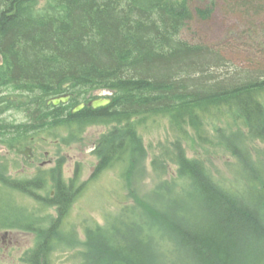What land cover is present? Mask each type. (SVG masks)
<instances>
[{"label": "trees", "instance_id": "16d2710c", "mask_svg": "<svg viewBox=\"0 0 264 264\" xmlns=\"http://www.w3.org/2000/svg\"><path fill=\"white\" fill-rule=\"evenodd\" d=\"M234 1L243 14L261 8ZM190 19L185 0H45L43 6L0 0V80L30 99L56 94L65 84L111 88L114 125L96 148L97 171L139 155L140 119L155 114L178 131L192 126L203 138L200 116L225 109L264 139V71L233 67L218 48L181 38ZM171 145L164 156L181 182L171 191L174 215L163 226L173 245L168 264H264V191L252 184L253 191L238 196L214 181L199 159L187 157L179 141ZM67 191L48 195L43 205L58 204L63 215L75 194ZM54 229L55 222L39 242L38 257L48 253ZM136 230L123 214L113 227L88 230L81 264H150L145 235Z\"/></svg>", "mask_w": 264, "mask_h": 264}, {"label": "rangeland", "instance_id": "374dc122", "mask_svg": "<svg viewBox=\"0 0 264 264\" xmlns=\"http://www.w3.org/2000/svg\"><path fill=\"white\" fill-rule=\"evenodd\" d=\"M175 1L181 0H172ZM233 1L185 0L192 19L180 36L191 43L218 48L233 67L264 71V0H249L261 8L247 14L234 8ZM37 3L43 6L45 0ZM207 9L210 12L202 17L199 12ZM21 91L9 80H0L1 94ZM9 117V123L13 122L14 117ZM16 117L23 119V116ZM43 122L40 117L38 124ZM199 122L203 138L189 125L183 132L178 131L165 115L140 119L137 133L142 152L132 156L128 164H113L102 171H97V151L88 146L106 135L114 123L86 127L76 137L65 135L55 127L51 138L56 142L46 148L67 164L64 170L69 172L70 188L76 192L63 215L54 206H45L41 201L37 204L27 195L12 191L3 194L1 199L6 205L3 207L8 210L4 212L7 215L4 227L11 231L12 243L7 245L2 264H26L21 256L36 242L39 244L53 222L55 229L50 235L47 262L81 264L89 250L88 230L113 227L114 219L122 214L133 222L138 234L145 235L144 246L151 256L150 264H168L170 254L166 255V251H171L173 245L163 226L174 215L171 191H178L181 182L177 166L164 156L173 142L179 141L187 157L199 159L214 181L236 195L253 191L252 184L264 191V139L251 133L240 116L225 109H209L200 116ZM122 207L129 209L125 211ZM147 208L151 211L146 212Z\"/></svg>", "mask_w": 264, "mask_h": 264}, {"label": "flooded vegetation", "instance_id": "af4514ba", "mask_svg": "<svg viewBox=\"0 0 264 264\" xmlns=\"http://www.w3.org/2000/svg\"><path fill=\"white\" fill-rule=\"evenodd\" d=\"M63 87L64 89L56 94L34 99H30L27 92L21 88L20 94L5 96L0 93V212L3 211L0 215L1 264L4 255H7V245L12 243L11 231L4 227L7 222L4 212L7 209L3 207V194L8 191L17 192L29 196L38 204L40 196H54L61 191L67 193L71 188L74 190L72 186L70 188L72 184L71 180H68L69 172L64 170L67 164L60 159L61 156H52L53 151L46 148L56 142L51 138L54 128L57 127L58 131H63L65 135L76 137L80 136V131H84L86 127L111 123L110 113L114 115V93L111 88L85 87L76 90L67 84ZM56 96H62L65 100L57 104L48 103L50 98ZM104 99H107V102L100 103ZM93 102L100 104L93 106ZM103 111L105 114L101 113ZM13 113L23 116V119H18ZM8 117H14V121L9 123ZM40 117H43V124H38ZM100 144L101 138L99 141H91L87 146L96 150ZM100 161L99 157L98 162ZM77 167L75 165V168ZM65 175L67 180H64ZM42 197L41 201L44 202L46 197ZM51 206L58 210V204ZM38 245L36 242L32 248L25 251L21 260L26 264H49V251L38 257Z\"/></svg>", "mask_w": 264, "mask_h": 264}, {"label": "water", "instance_id": "95a60500", "mask_svg": "<svg viewBox=\"0 0 264 264\" xmlns=\"http://www.w3.org/2000/svg\"><path fill=\"white\" fill-rule=\"evenodd\" d=\"M64 97L62 96H56V97H52L48 100V103H52V104H57L59 101H64ZM104 102H107V99H104L102 102L100 103H104ZM99 102H93V106H96L97 104H100ZM81 106V105H80Z\"/></svg>", "mask_w": 264, "mask_h": 264}]
</instances>
